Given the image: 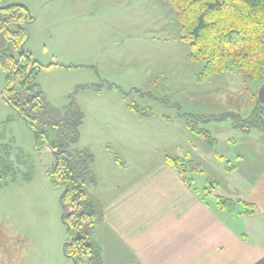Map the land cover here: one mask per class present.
I'll return each instance as SVG.
<instances>
[{
	"label": "rangeland",
	"instance_id": "374dc122",
	"mask_svg": "<svg viewBox=\"0 0 264 264\" xmlns=\"http://www.w3.org/2000/svg\"><path fill=\"white\" fill-rule=\"evenodd\" d=\"M10 1L33 17L24 50L40 65L36 82L46 100L62 108L72 96L84 113L76 147L94 154L97 183L105 176L120 186L149 178L172 154L191 160L184 174L214 209L218 199L234 201V213L257 200L264 135L256 127L244 131L242 123L263 79L234 68L198 80L202 62L188 58L168 0ZM3 90L0 69V144L9 147L11 164L0 178V264H74L63 252L68 236L61 188L50 177L51 150L35 146ZM186 115L201 117L196 126L208 131L209 142L191 133ZM54 136L50 130L48 138ZM108 150L126 167L121 173L108 168ZM226 213L219 212L228 220Z\"/></svg>",
	"mask_w": 264,
	"mask_h": 264
},
{
	"label": "trees",
	"instance_id": "16d2710c",
	"mask_svg": "<svg viewBox=\"0 0 264 264\" xmlns=\"http://www.w3.org/2000/svg\"><path fill=\"white\" fill-rule=\"evenodd\" d=\"M168 1L179 22L180 39L189 44L188 58L202 62L198 80L234 68L248 78L264 80V0ZM32 20L26 5L0 0V69L7 101L4 100L32 130L35 146L47 144L51 150L50 177L61 188L58 199L64 210L60 218L68 236L64 254L74 264H101V247L89 237L104 218V205L91 192L97 184L92 169L94 154L88 148L76 147L84 113L72 96L64 107H53L39 88L36 77L40 65L24 50L26 25ZM249 97L252 114L243 120L242 129L256 127L264 135V104L256 91ZM186 119L191 133L209 142L208 131L196 126L195 121L201 117L186 115ZM50 130L55 131L52 139L48 138ZM8 149L6 144H0V178L11 168ZM108 153L122 163L111 150ZM164 160L188 188L197 192L184 174L192 167L191 160L172 154H165ZM242 203L239 214L256 211L254 203ZM217 206L228 211L235 209L234 201L228 199H218Z\"/></svg>",
	"mask_w": 264,
	"mask_h": 264
},
{
	"label": "crops",
	"instance_id": "0c3cea01",
	"mask_svg": "<svg viewBox=\"0 0 264 264\" xmlns=\"http://www.w3.org/2000/svg\"><path fill=\"white\" fill-rule=\"evenodd\" d=\"M256 92L264 104V80ZM106 163L117 173L126 168L114 159ZM157 163L149 178L120 186L119 179L111 183L105 176L98 180L96 194L92 188L104 205L94 235L102 249L101 264H264V208L251 215L216 210L165 160ZM254 185V203L262 202L264 169ZM219 212H227L228 220Z\"/></svg>",
	"mask_w": 264,
	"mask_h": 264
},
{
	"label": "water",
	"instance_id": "95a60500",
	"mask_svg": "<svg viewBox=\"0 0 264 264\" xmlns=\"http://www.w3.org/2000/svg\"><path fill=\"white\" fill-rule=\"evenodd\" d=\"M3 97L7 101L6 93L3 91Z\"/></svg>",
	"mask_w": 264,
	"mask_h": 264
}]
</instances>
